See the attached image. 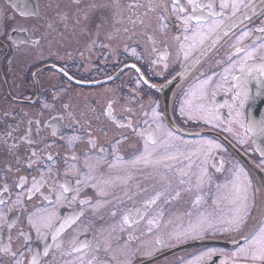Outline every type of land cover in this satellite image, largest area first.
Here are the masks:
<instances>
[{"label":"flooded vegetation","instance_id":"1","mask_svg":"<svg viewBox=\"0 0 264 264\" xmlns=\"http://www.w3.org/2000/svg\"><path fill=\"white\" fill-rule=\"evenodd\" d=\"M194 2L0 0V264H264V0Z\"/></svg>","mask_w":264,"mask_h":264},{"label":"water","instance_id":"2","mask_svg":"<svg viewBox=\"0 0 264 264\" xmlns=\"http://www.w3.org/2000/svg\"><path fill=\"white\" fill-rule=\"evenodd\" d=\"M189 67H187L182 74L189 71ZM262 70H263L262 72L264 73L263 67ZM242 71H245V68H243ZM242 74H244V72H242ZM250 98H254V96H250ZM252 117L253 118L251 119L250 127L248 131L252 136V141L254 143L255 148L259 152L263 153L264 152V116L252 115Z\"/></svg>","mask_w":264,"mask_h":264},{"label":"snow or ice","instance_id":"3","mask_svg":"<svg viewBox=\"0 0 264 264\" xmlns=\"http://www.w3.org/2000/svg\"><path fill=\"white\" fill-rule=\"evenodd\" d=\"M173 2L175 3V0H173ZM189 3L192 4V10H193V12H196V11H198L201 8V5L196 4L194 2V0H189ZM208 7L211 8V5H208ZM222 7H223V5H222ZM233 7H235V6H233ZM209 15H211V12L209 13ZM218 26H219L218 23L214 24L212 27L209 28V31H213ZM186 39H187V37H186ZM202 110H203V107H202ZM182 111H183V109H182ZM172 135L173 134L171 132L168 133V136L170 138L172 137ZM153 143L155 144V141ZM208 143L210 144L211 142H208ZM68 190L69 189L65 186L64 187V191H68ZM244 199H246V197H244ZM151 202L154 203L155 201L153 200ZM125 219H127V217ZM240 219H242V217ZM230 223H232V222H230ZM235 223H237V225H238L239 220H237ZM197 224L199 226H201V227H203L205 224L208 227H211L212 226L211 221H207L205 219H201L200 221L197 222ZM258 239H260L262 242H264V228H261V230H260V236L258 237ZM261 255L264 256V250H262ZM33 264H35V261H33Z\"/></svg>","mask_w":264,"mask_h":264}]
</instances>
